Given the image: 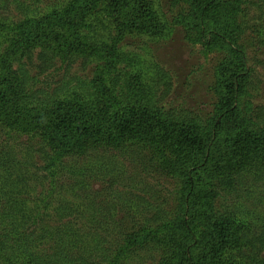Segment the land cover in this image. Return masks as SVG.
<instances>
[{
	"label": "trees",
	"instance_id": "1",
	"mask_svg": "<svg viewBox=\"0 0 264 264\" xmlns=\"http://www.w3.org/2000/svg\"><path fill=\"white\" fill-rule=\"evenodd\" d=\"M179 3L187 8L174 22L224 54L214 71V109L201 122L171 115L146 94L137 97L133 74L125 80L127 95L117 91L119 37L163 35L167 28L152 0H65L38 13L21 0L28 13L0 23V264H126L155 251L163 252L161 264L260 261L253 241L262 231L264 242V220L251 198L264 195V130L255 120L264 118V105L243 99L252 68L239 35L244 5L262 6L264 0L173 4ZM36 49L43 60L96 58L93 92L83 86L60 96L27 87L29 73L18 66ZM23 137H39L42 151L25 145L19 152ZM133 141L159 153L163 171L177 178L179 188L173 219L145 213L129 231L114 207L93 199L87 201L91 207L80 209L65 194L88 197L93 190L89 169L68 157L97 148L121 152ZM34 156L42 163L33 171ZM220 198L229 200L223 212ZM128 201L133 213L151 205Z\"/></svg>",
	"mask_w": 264,
	"mask_h": 264
},
{
	"label": "rangeland",
	"instance_id": "2",
	"mask_svg": "<svg viewBox=\"0 0 264 264\" xmlns=\"http://www.w3.org/2000/svg\"><path fill=\"white\" fill-rule=\"evenodd\" d=\"M20 1L0 0V23L20 20L28 13L29 7L33 13H38L65 0H23L26 7L28 6L27 9L19 6ZM152 1L167 28L163 35L125 32L119 37L122 57L114 72V75H119L117 91L120 94L123 89L127 95L129 88L125 80L133 74L137 77L136 84H139L135 85L139 88L136 91L137 97L146 94L158 107L169 111L171 115L201 122L214 109L217 99L213 91L214 71L224 54L220 50L208 49L196 33L174 22L181 11L185 12L186 5L173 4L174 0ZM244 8L241 18L244 29L239 35V41L247 50L252 78L243 99L253 103V106H259L264 105V36L260 33V29H264V3L262 6L245 4ZM93 32L94 30L91 33ZM100 32L110 35V31L105 29ZM39 50L34 51L32 59L19 63L18 66L20 68L23 66V72L26 70L25 72L29 73L26 77L27 87L49 90L50 94L60 96L83 86L89 87L93 92L95 88L89 82L93 79L98 65L96 58L73 56L62 60L48 55L46 60H43ZM128 57L132 59L129 63L126 60ZM255 120L259 121V128L264 130V118ZM21 141L23 143L18 145L19 152L25 145L36 153L42 151L39 137H23ZM147 146L139 141H133L129 144L128 150L121 152L97 148L89 150L90 152L84 155L68 157L69 163L75 164L78 168L86 167L82 168L83 170L89 169L92 176L87 173L86 175L93 190L88 197L82 195L81 189H77L78 195L81 194L82 197L77 198L72 193H66L65 198L71 199L70 204L80 209H84L85 206L91 207L87 201L93 199L101 207L104 206L103 208L114 207L115 213L123 218V223L129 231L137 229L140 226L139 217H145L146 214L148 217L164 216L173 219L178 203L179 182L175 176L163 171L159 153ZM38 163H42L41 159L34 156L29 162V167L34 171ZM67 182L76 184L71 177ZM46 185L49 188L48 182ZM42 187L44 188L40 184L37 185L38 189ZM128 197L132 203L146 199L151 205L138 213H133L126 206L130 203ZM251 200L252 208H256L259 218L264 220V195ZM251 200L248 199L247 203L251 204ZM53 203L58 202L55 200ZM228 203V199H218V210L223 212ZM149 208L152 209L148 210ZM260 224L263 225V222ZM261 232L254 238L255 241L252 239L257 245L255 247L259 251L257 255L260 259L254 264H264V242L260 241ZM162 257V251H155L152 254L144 252L141 258L126 264H161Z\"/></svg>",
	"mask_w": 264,
	"mask_h": 264
}]
</instances>
